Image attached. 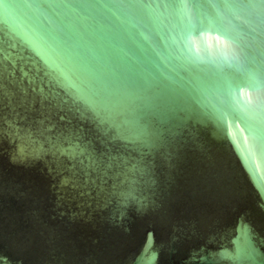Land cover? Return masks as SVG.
I'll return each instance as SVG.
<instances>
[{
    "label": "water",
    "instance_id": "1",
    "mask_svg": "<svg viewBox=\"0 0 264 264\" xmlns=\"http://www.w3.org/2000/svg\"><path fill=\"white\" fill-rule=\"evenodd\" d=\"M243 2L0 0L4 47L67 101L0 103V264H264V10ZM88 82L135 93L110 113L135 143L80 118L79 96L98 100ZM70 139L84 156L60 154ZM22 143L41 154L14 159Z\"/></svg>",
    "mask_w": 264,
    "mask_h": 264
},
{
    "label": "snow or ice",
    "instance_id": "2",
    "mask_svg": "<svg viewBox=\"0 0 264 264\" xmlns=\"http://www.w3.org/2000/svg\"><path fill=\"white\" fill-rule=\"evenodd\" d=\"M130 6H141L139 0H131ZM167 4H157L156 7H168ZM182 7H188L187 4L181 5ZM236 6V5H234ZM238 6L248 7V8H260L264 10V0H244V2ZM177 52L181 55L177 59H192V49L187 44L185 39L181 36H177L172 41ZM227 48V46H225ZM33 50L37 51V54L41 56V59L45 64L49 63L50 55L46 52L50 50V53L62 56L69 62H73L72 54L59 47V45H48L45 52H42L40 48L36 45L33 46ZM20 56H13L11 52L4 47V40L0 38V103L4 100L11 101L13 97H19V102L21 104H27L29 102L35 103L37 97L42 106L47 105L50 109H55L57 111H64V105L67 101H62L58 98V93H55L51 89L45 90L43 85V79L40 77V69H36L35 72L25 71L23 67L18 68V62L21 60ZM19 72V75L17 74ZM164 79H167L165 77ZM59 83L60 81L57 80ZM88 87L92 90L93 94L98 97V100H89L83 95L79 96V99L85 102V107L83 109L76 108L75 111L79 113L81 119H91L97 126L98 132L111 141L127 140L129 142L135 143L139 137H127L120 130V125H118L111 118V111L117 107L127 110L131 107L132 97L135 93H125L123 96H119L115 93L108 91L105 88H97L91 82H88ZM157 87L162 90L168 88L167 84L163 82ZM31 93V101H29V94ZM171 102L177 106L182 104V97L177 93L171 97ZM68 111H72L71 108ZM61 120L64 119L63 116L60 117ZM78 139V138H77ZM31 143H35L30 141ZM58 151L62 156H67L70 160H76L82 157L87 152L86 147H83L80 143H72L69 140L68 148H59ZM42 148L32 147L31 151L25 146V144H20L17 147V151L14 154V159L26 160L29 157H37L41 154ZM88 165L87 167L99 170L101 168L111 169L114 166H119V158L116 156L109 155L107 160L95 157L92 153H87ZM83 163V161H80ZM131 171V170H130ZM62 185H72L76 186V181L73 176H66L62 180Z\"/></svg>",
    "mask_w": 264,
    "mask_h": 264
}]
</instances>
